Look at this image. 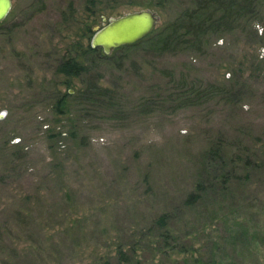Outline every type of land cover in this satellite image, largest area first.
Segmentation results:
<instances>
[{"label":"rangeland","instance_id":"374dc122","mask_svg":"<svg viewBox=\"0 0 264 264\" xmlns=\"http://www.w3.org/2000/svg\"><path fill=\"white\" fill-rule=\"evenodd\" d=\"M201 1L12 0L0 23V264H264V0L252 18L223 19L215 0L163 49L98 50L80 75L56 72L108 16L148 7L154 31ZM198 183L200 199L183 204ZM161 213L165 246L151 227Z\"/></svg>","mask_w":264,"mask_h":264},{"label":"trees","instance_id":"16d2710c","mask_svg":"<svg viewBox=\"0 0 264 264\" xmlns=\"http://www.w3.org/2000/svg\"><path fill=\"white\" fill-rule=\"evenodd\" d=\"M254 3H255V0H253L252 2L251 0H241V2L240 0L239 2L238 1L233 2V1L226 0V2H221L220 8H219L221 11V14L219 16L217 15V19L227 18L230 10L232 9L238 10L239 8H241V10L244 11L243 13L249 12V16L250 18H252ZM215 6H216L215 0H203L197 4V7H195V10H186L183 16L178 17V18L176 17L174 20L168 22L166 25L162 26L161 28L155 29L154 31L152 30L149 34L145 35L141 39L134 41L132 43H129V44H122L116 48H113L112 50L127 49L129 47L135 46L140 43H144V45H149V46H157L160 49H163L167 46L169 42H172L174 40L176 27H178L179 24H181V22L183 23L186 32L194 34V32L192 31L193 28L200 23H204L206 19H209L212 13L210 11L215 10ZM196 18L200 21H196L195 20ZM98 50L101 51L99 47H90L89 44L87 43V45L83 47L80 53L75 54V56H68V57L62 58L56 66V72L63 74L67 78L71 76L80 75L85 69L82 57H84V55L88 53H92V52L96 53V51ZM101 53L104 55L102 51ZM67 92L59 95L56 98L55 109L57 111L60 107L64 105V99H65L64 95L68 94ZM60 132L61 131H59L58 133H55L53 131L49 133L48 135L53 137V136H56V134L59 135ZM208 185H211V184H206V188ZM204 187L200 183L196 184L194 187V191L187 194L186 198L183 201V204H190V205L195 204L200 199V194H199L201 192L200 190L201 189L203 190ZM167 218H168L167 214L161 213L157 215V217L151 223V227H154L155 229L159 230V233L157 235H158V238H160V241L163 242L164 246L166 245L168 239L173 238V235H170L168 231L165 230ZM243 235L244 234H240L234 237H237V239L241 237L240 241H242L244 240ZM240 250L242 253V251L243 252L247 251V248L245 245L243 246L241 245ZM116 256L120 261L127 262L128 259H130V257H128L127 254H125L121 250L120 246H117ZM215 263L233 264L231 260L223 259V258H220L218 260L210 258V260L206 264H215Z\"/></svg>","mask_w":264,"mask_h":264},{"label":"water","instance_id":"95a60500","mask_svg":"<svg viewBox=\"0 0 264 264\" xmlns=\"http://www.w3.org/2000/svg\"><path fill=\"white\" fill-rule=\"evenodd\" d=\"M12 0H0V22L9 13ZM158 15L148 7L132 9L116 16L94 29L88 44L99 47L104 54L122 44H129L149 34L155 27Z\"/></svg>","mask_w":264,"mask_h":264}]
</instances>
